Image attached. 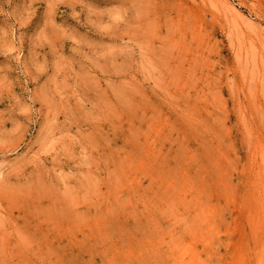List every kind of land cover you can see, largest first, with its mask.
<instances>
[{
    "label": "rangeland",
    "instance_id": "374dc122",
    "mask_svg": "<svg viewBox=\"0 0 264 264\" xmlns=\"http://www.w3.org/2000/svg\"><path fill=\"white\" fill-rule=\"evenodd\" d=\"M0 264H264V0H0Z\"/></svg>",
    "mask_w": 264,
    "mask_h": 264
}]
</instances>
